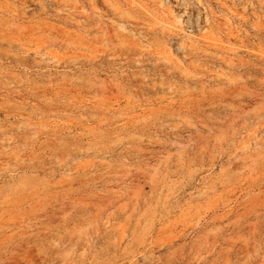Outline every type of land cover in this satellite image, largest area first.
Returning <instances> with one entry per match:
<instances>
[{
	"label": "rangeland",
	"instance_id": "obj_1",
	"mask_svg": "<svg viewBox=\"0 0 264 264\" xmlns=\"http://www.w3.org/2000/svg\"><path fill=\"white\" fill-rule=\"evenodd\" d=\"M0 264H264V0H0Z\"/></svg>",
	"mask_w": 264,
	"mask_h": 264
}]
</instances>
